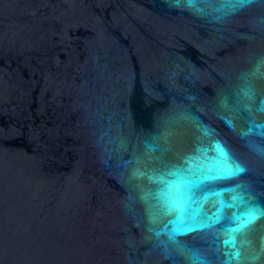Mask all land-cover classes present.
<instances>
[{"label":"water","instance_id":"95a60500","mask_svg":"<svg viewBox=\"0 0 264 264\" xmlns=\"http://www.w3.org/2000/svg\"><path fill=\"white\" fill-rule=\"evenodd\" d=\"M0 264H264V0H0Z\"/></svg>","mask_w":264,"mask_h":264}]
</instances>
